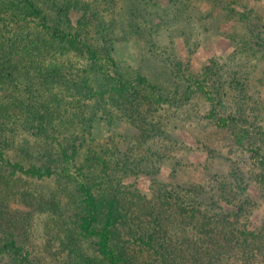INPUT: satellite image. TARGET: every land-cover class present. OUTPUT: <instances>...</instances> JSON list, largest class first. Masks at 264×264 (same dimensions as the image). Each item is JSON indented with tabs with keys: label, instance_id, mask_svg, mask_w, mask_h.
<instances>
[{
	"label": "trees",
	"instance_id": "1",
	"mask_svg": "<svg viewBox=\"0 0 264 264\" xmlns=\"http://www.w3.org/2000/svg\"><path fill=\"white\" fill-rule=\"evenodd\" d=\"M112 2L0 0V264H43L21 241L34 214L58 223L48 229L54 237L58 226L66 232L56 243L69 251L61 264H264V211L248 189L254 182L264 198L263 104L238 102L240 84L225 105V78L210 64L173 88L121 66ZM253 40L248 48L264 49L260 34ZM199 98L231 142L251 146L262 173L190 186L158 179L176 151L170 126L197 115L191 102ZM97 121L125 128L100 140ZM139 176L150 181L148 192L136 186ZM46 180L52 190L37 193ZM10 201L27 212H12Z\"/></svg>",
	"mask_w": 264,
	"mask_h": 264
},
{
	"label": "rangeland",
	"instance_id": "2",
	"mask_svg": "<svg viewBox=\"0 0 264 264\" xmlns=\"http://www.w3.org/2000/svg\"><path fill=\"white\" fill-rule=\"evenodd\" d=\"M231 1L233 4L227 10L217 0H113L110 8L119 24L114 44L116 60L121 66L137 69L148 79H158L172 88L186 87V79L201 74L202 68L210 64L213 71L225 78V85L220 88L225 105L228 98L236 100L237 87L242 84L245 92L244 95L238 92L243 96V101L238 102L250 106L258 101L257 104L264 106V49L247 47L253 44V35L260 34L264 39V0ZM163 6L166 9L161 13ZM244 13L258 16L261 27L257 30L253 23L239 19ZM205 79L203 85L210 91L213 80L209 76ZM232 83L234 88L229 87ZM191 104L200 108L198 114L187 122L175 121L170 126L171 138L177 142L176 151L174 157L161 162L159 180L190 186L229 173H247L248 177L252 173H262L251 157V146L247 142L238 144L234 138L231 142L230 130L217 128L210 122L209 102L199 98ZM113 127L121 132L119 129L124 130L125 125L97 121L98 139L112 134ZM136 181L139 190L148 192L150 181L147 178L139 176ZM52 184L49 180L40 182L37 193L47 194ZM248 189L262 214L264 198L261 192L254 182H250ZM23 191L26 192V188ZM6 205L12 212H27V208L17 202L10 201ZM257 217L256 212L251 220ZM66 220H60L59 224L65 227ZM55 224L58 223L49 216L34 214L27 224L31 230L27 232V226L20 230L26 249L33 254L38 252L45 259L43 264H61V259L64 260L69 252L60 244L56 245L60 238L63 241L66 238L61 226L54 230L55 237L59 235L56 242L48 232Z\"/></svg>",
	"mask_w": 264,
	"mask_h": 264
}]
</instances>
